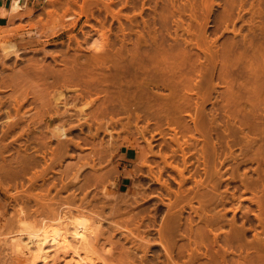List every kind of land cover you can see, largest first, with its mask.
Segmentation results:
<instances>
[{
	"label": "rangeland",
	"instance_id": "1",
	"mask_svg": "<svg viewBox=\"0 0 264 264\" xmlns=\"http://www.w3.org/2000/svg\"><path fill=\"white\" fill-rule=\"evenodd\" d=\"M8 5L0 0V46L14 42L19 55L0 48V264H27L5 244L9 233L38 226L59 205L99 220L97 264H264V0H29L16 13ZM119 53L122 65L150 60L149 104L137 98L140 72L131 114H96ZM66 63L81 70L75 83L38 78L39 95H22V70ZM79 81L99 86L78 97ZM59 92L71 108L50 126L80 108L87 122L73 115L61 158L43 118ZM36 264L74 263L66 255Z\"/></svg>",
	"mask_w": 264,
	"mask_h": 264
},
{
	"label": "bare ground",
	"instance_id": "2",
	"mask_svg": "<svg viewBox=\"0 0 264 264\" xmlns=\"http://www.w3.org/2000/svg\"><path fill=\"white\" fill-rule=\"evenodd\" d=\"M23 1L27 2L29 0H9V12L10 13H16L18 12L19 10L22 9V4H23ZM4 9V8H3ZM17 15V14H16ZM2 45V44H1ZM1 48V52L3 54L4 57H10V56H14V57H17L19 55V50L16 46V44L14 42H9V43H5L2 45V47L0 46ZM99 56V55H97ZM122 55L119 53L118 57H117V61H115L114 63V70H113V73H112V78L114 79L113 80V83H114V87H110L109 84L107 83L108 81V77L109 75L108 74H104V77L102 79V83H104V88H103V93H104V98L103 100L100 102L99 105H97L95 107V113H100V114H105L106 112L107 113H112L114 112V116L117 115V114H120L118 113L119 111H122L124 112V114L127 112L126 115H129L132 113H129L128 111L131 109V105H130V101L133 99L134 97V93L136 91V89H133L134 87V84H133V80H132V76L135 77V75L137 73H140V72H145L144 75L145 77H142V80L138 82V92H137V98L141 101V103L143 104L144 108H146L149 104V101H148V92H149V86H148V72H149V62L150 60L148 59H142L141 62H135L134 60L132 59H129V61L122 65L121 62H120V59H121ZM97 59L99 57H96ZM102 60L103 61H106L108 60L107 57H102ZM147 61V63H143L144 61ZM149 61V62H148ZM76 63V62H75ZM75 63H72V64H69L66 63L65 65V68L63 70H55L53 69L51 66H48L47 68H40L39 66L40 65H32L31 67H27L25 70H22L21 71V74L24 75L26 78L24 79H27L29 78V81L27 83V87L26 88H23L26 89V90H22V95L26 96L27 97V94H29L30 92L33 94V95H36V93L39 91L38 90V86L37 85V81L39 82V80H43L41 83L44 84L46 83V80L51 76L54 77V79L56 80V82L58 81H63V82H66L67 81H70V82H76L78 77L82 74L81 73V70L78 69V67L75 65ZM128 75V79H124V75ZM15 75V74H13ZM19 76V75H18ZM17 76V77H18ZM22 78V77H21ZM39 78V80H38ZM14 79H16L14 77ZM37 79V80H35ZM19 80V79H18ZM17 81V80H16ZM20 81V80H19ZM17 81V82H19ZM23 81V80H22ZM89 81V80H88ZM123 81L125 82V86L123 84ZM14 83V81H12ZM12 82L10 81L9 83L12 84ZM17 82H15L14 84H16ZM74 82V83H75ZM84 84H82V87L80 88H77V84L78 83H81L80 81L77 82L76 84H73L76 85L75 87L77 88H74V90H76L78 93L76 94V96H84V95H87L89 94L90 92V88L92 87V85H89V88L88 86L86 87H83L85 86V82L87 83V81H83ZM82 82V83H83ZM7 83V82H6ZM25 83V82H24ZM23 83V84H24ZM89 83L91 84V82L89 81ZM88 83V84H89ZM93 83V82H92ZM21 84V83H20ZM72 84V83H71ZM8 85V83L6 84ZM41 85V84H40ZM3 86V85H2ZM91 86V87H90ZM94 87H92V90L94 88V90H96L99 86L98 83H95L93 84ZM37 87V89H35ZM3 89V88H2ZM27 89L30 91L28 93ZM38 94V93H37ZM20 95V96H22ZM39 95V94H38ZM15 95H8V97H11L12 99H16L14 97ZM20 96L17 95V98H20ZM23 96V97H24ZM37 96V95H36ZM39 97V96H38ZM37 97V98H38ZM10 98V99H11ZM22 98V97H21ZM35 98V97H34ZM65 96L63 97V95L59 92L58 95L54 96V98L52 99V112L50 113L49 110H47L48 113H46V115H44V119L46 120L45 123H46V129H47V135L44 136L46 137L45 140L46 142L47 141H50L52 138H56V140H60L62 142V149H61V152L59 150V155H57L59 158H61L63 156V151L62 150H66L69 146V144L71 143L70 141H73L72 139H68V135H67V125H71V123H74V122H71L69 123V121L71 120V118L73 117V112L70 113L71 111H68L69 113H66L65 116H64V119L62 118L61 122L58 123L56 122V124L54 126H50L51 125V120L56 117H58L59 114L63 113V112H66L68 109L71 108L70 104L65 100ZM11 99V100H12ZM24 99V98H23ZM33 99V98H32ZM41 99V98H40ZM2 100V99H1ZM5 100V99H4ZM18 101H20V99H17ZM27 100V99H26ZM35 100V99H34ZM3 101V100H2ZM10 101V100H9ZM8 101V104L10 103H13V101H15V104H16V100H13L12 102L9 103ZM23 100H21V102L16 105H20L22 103ZM25 101V100H24ZM40 101V100H38ZM7 102V101H6ZM26 102V101H25ZM35 102V101H34ZM37 102V100H36ZM91 102V101H90ZM1 103V102H0ZM2 105V103L0 104ZM4 105V104H3ZM12 105V104H11ZM10 105V106H11ZM22 105V104H21ZM35 105V104H34ZM49 105V106H51ZM72 105V104H71ZM43 106V105H42ZM13 108V105L11 106ZM14 107H16V110L13 108V110H15V112L17 111V106L14 105ZM21 107V106H19ZM45 107V106H43ZM82 107V106H81ZM84 107V106H83ZM40 108V106H39ZM48 109V107H46ZM8 109V108H7ZM11 109V108H10ZM21 109V108H20ZM50 110V111H51ZM29 111V110H28ZM31 111V110H30ZM30 111L29 112H26L24 113L23 115L26 114V116H29L30 115ZM42 111V110H41ZM79 113H77V115L75 114V117H76V121L80 124L82 122H86V116L83 115V108H80L79 110ZM46 112V111H45ZM76 112V111H75ZM94 112V111H93ZM135 114H136V111H134ZM7 113V112H6ZM18 113V112H16ZM36 113V112H35ZM40 113V112H39ZM116 113V114H115ZM32 114V113H31ZM38 114V112H37ZM45 114V113H44ZM123 114V113H122ZM134 114V115H135ZM17 115V114H16ZM36 114H34L35 116ZM91 115V114H90ZM112 116V114H110ZM137 115V114H136ZM20 116V115H19ZM32 119H34V116L30 115ZM29 116V117H30ZM37 116H40L37 115ZM93 116V115H92ZM104 116V115H103ZM113 116V117H114ZM138 116V115H137ZM25 117V116H24ZM74 117V118H75ZM102 117V115H101ZM106 119L108 118V116H104ZM102 117V118H104ZM112 117V118H113ZM26 118V117H25ZM94 118H98L96 117V115L94 114ZM111 118V117H110ZM129 118V117H128ZM137 118V117H135ZM6 122L9 121L10 123L7 122V127H12L11 129H13L17 124H16V121H12L11 119H9V116L7 115V117L5 118ZM13 119V118H12ZM24 119V118H23ZM30 118H28V121H29ZM32 119H30L32 121ZM116 121L118 122V118H115ZM4 121V120H3ZM4 121V123H5ZM115 122V123H117ZM33 123V122H32ZM127 123V122H125ZM6 124V123H5ZM9 124V125H8ZM29 123H27L28 125ZM2 125V123H1ZM20 125V124H19ZM4 126V125H2ZM6 126V125H5ZM26 126V125H25ZM29 126V125H28ZM38 126V125H37ZM103 126V125H102ZM113 126L111 123H108L106 121H104V126L102 127L104 130H106L108 132V136H111V131L110 129H112ZM18 127V126H17ZM22 128V127H21ZM27 128V127H25ZM97 128H99V126L97 125ZM8 129V128H7ZM35 129V128H34ZM6 130V129H5ZM9 130V129H8ZM14 130V129H13ZM10 132V131H9ZM23 132V130H22ZM21 134V133H20ZM38 134V133H37ZM19 135V134H18ZM32 135V134H30ZM38 136V135H37ZM27 137V136H26ZM44 137H41L39 139V141L41 140L42 142V145L45 144L43 143L44 141H42V138ZM4 138V137H3ZM6 138V136H5ZM28 138V137H27ZM33 138V136H32ZM36 138V137H35ZM39 138V137H38ZM20 139V138H18ZM30 140V138L28 139ZM34 140V139H32ZM37 140V139H36ZM38 141V140H37ZM38 141V142H39ZM69 141V142H68ZM22 142V141H21ZM30 142V141H29ZM32 142V141H31ZM37 142V143H38ZM40 142V143H41ZM112 142V141H111ZM111 142H109L111 144ZM150 142V140H149ZM148 142V144H150ZM36 143V142H34ZM113 143V142H112ZM48 144V143H47ZM73 144V143H72ZM27 145V144H26ZM74 145V144H73ZM113 144L109 145V146H112ZM115 145V144H114ZM112 146V151L114 149V152H117L115 149H117V147L119 146ZM147 145V144H146ZM32 146V145H31ZM46 146V145H45ZM76 146H78V143H76ZM30 147V146H29ZM33 147V146H32ZM44 147V146H42ZM79 147V146H78ZM113 147H116V148H113ZM146 147V146H145ZM7 148V147H6ZM26 149V148H25ZM24 149V150H25ZM33 149V148H31ZM52 149V148H51ZM120 149V148H119ZM146 149V148H145ZM53 150V149H52ZM108 150H111V149H108ZM118 150V149H117ZM22 151V150H21ZM20 151V153H21ZM46 151V150H45ZM49 151V150H48ZM152 151V150H151ZM18 152V151H17ZM150 152V150H149ZM31 153V152H30ZM56 153V152H55ZM29 154V153H28ZM54 154V153H52ZM22 155V154H21ZM20 155V156H21ZM27 155V154H26ZM88 155V154H87ZM106 156V155H105ZM12 157V156H11ZM57 157V158H58ZM30 158V157H29ZM28 158V159H29ZM3 159V158H2ZM5 159V158H4ZM22 157V158H19L17 159V162L20 163L21 165H23V167L28 164V162L30 163V161ZM53 160V159H52ZM128 161V160H126ZM32 163V162H31ZM127 163V162H126ZM6 164V163H5ZM4 164V165H5ZM3 165V163H2ZM3 165V166H4ZM89 165V164H87ZM1 166V165H0ZM12 166V165H11ZM93 166V164L91 165ZM2 167V166H1ZM9 167V165H8ZM22 167V168H23ZM14 168V166H13ZM21 168V169H22ZM15 169H18V168H15ZM14 169V171H15ZM30 169V168H29ZM25 170V169H24ZM42 170V169H41ZM9 171V170H8ZM5 172V171H3ZM16 172V171H15ZM21 173V172H20ZM9 174V173H8ZM15 174V173H14ZM44 175V174H43ZM43 177V176H42ZM77 178V173L75 175L74 173V180ZM36 180V179H35ZM1 184V183H0ZM66 186V185H65ZM75 187V186H74ZM106 190V189H105ZM73 192V191H72ZM111 193V192H110ZM103 194V192H102ZM107 194V192L105 193ZM25 195V194H24ZM29 195V194H28ZM27 195V196H28ZM26 196V195H25ZM31 196V195H30ZM106 196V195H105ZM109 196V195H108ZM112 196V195H110ZM76 197V196H75ZM107 197V196H106ZM27 198V197H26ZM37 198V197H36ZM84 198V197H83ZM28 199V198H27ZM40 199V198H39ZM76 199V198H75ZM80 200V199H79ZM125 200V199H124ZM38 201V200H37ZM40 202V201H39ZM38 202V203H39ZM82 202V201H81ZM86 202V201H85ZM125 202V201H124ZM37 204V202H35ZM34 203V204H35ZM42 203V202H41ZM40 203V205H41ZM60 204V203H59ZM46 205V204H45ZM50 205V204H49ZM52 205V204H51ZM78 205V204H77ZM83 205V204H82ZM24 206V205H23ZM42 207H44V205L42 204L41 205ZM61 205H59L60 207ZM79 206V205H78ZM90 206V205H89ZM40 207V206H39ZM47 208H49V206L47 205L46 206ZM45 207V208H46ZM56 208L57 210L55 209H52V207L50 206V209L53 210V217L51 215L52 218H50V216H44L42 217L40 220V222L38 223V226L34 224V227L32 226L33 224L31 223L30 226H20L18 228V230L16 229L15 232H11L9 233L8 235V242L5 243L7 245H9V248H11V251L16 253L15 255L17 254H20L18 256H24L25 260L27 261V264H36L37 262H50V261H55L56 258H61V259H65V256L68 255L69 256V259H71L72 263L74 264H97V261L96 259L92 256V252H91V249L90 247H92V239L93 238H96L95 236H98L97 233L98 229V226H99V220H94V221H89L88 220V217L85 216V214L81 213L79 210H75V211H72L70 209H63L62 207L61 208ZM65 207V206H64ZM68 207V206H67ZM74 207V205H73ZM85 207V205H84ZM83 207V208H84ZM88 207V206H87ZM25 209V207H24ZM37 209V208H35ZM41 209V208H40ZM49 209V210H50ZM86 209V208H85ZM91 209V208H90ZM89 209V210H90ZM39 210V209H38ZM43 210V209H42ZM48 210V209H47ZM46 210V211H47ZM26 211V210H25ZM21 214L23 213V210L20 211ZM45 212V210H44ZM84 212V209L83 211ZM91 212V211H90ZM262 213V212H261ZM47 214V213H46ZM98 214V213H97ZM264 214V213H262ZM18 215V213H17ZM40 215V214H39ZM44 215V214H43ZM49 215V214H48ZM89 215V214H88ZM42 216V215H41ZM96 216V215H95ZM19 217V216H17ZM98 217V216H97ZM170 217V216H169ZM174 217V216H173ZM259 217V215H258ZM264 217V216H263ZM7 218V217H6ZM95 218V217H94ZM99 218H100V213H99ZM15 219V218H14ZM20 219V218H19ZM21 220V219H20ZM38 220V219H37ZM104 220V219H103ZM16 221V220H15ZM89 221V222H88ZM13 222V221H12ZM20 222V221H19ZM33 222V221H32ZM7 223V222H6ZM25 223V222H24ZM23 223V224H24ZM35 223V221H34ZM176 223V222H175ZM5 224V223H4ZM2 223H0V228L1 226L5 227L6 225H4ZM20 224V223H19ZM18 224V225H19ZM172 224V223H170ZM169 224V225H170ZM174 224V222H173ZM21 225V224H20ZM168 225V223H167ZM176 225V224H175ZM16 226V225H15ZM101 226V225H100ZM165 226V225H164ZM174 226V225H173ZM2 227V228H3ZM167 227V226H166ZM161 228L163 231L161 233V237L164 236L167 234V231L168 228ZM15 229V228H14ZM170 232V231H169ZM168 232V233H169ZM160 234V233H159ZM3 236V233L1 234L0 233V236ZM170 235V234H168ZM167 236V235H166ZM199 236V235H198ZM7 236H5L4 238H6ZM102 237V236H101ZM2 238V237H1ZM3 238V239H4ZM2 240V239H1ZM5 241H7V238L4 239ZM3 240V242H5ZM96 240V239H95ZM97 241V240H96ZM2 245V244H1ZM163 246V245H162ZM4 247V246H3ZM165 247V249H168V247L166 246H163ZM2 249V248H1ZM9 250V249H8ZM10 251V252H11ZM7 252V250H6ZM9 252V253H10ZM93 252H95L93 250ZM13 254V253H12ZM11 254V255H12ZM168 254V253H167ZM12 257V256H11ZM23 258V259H24ZM97 258V257H96ZM21 259V257H20ZM10 260V259H9ZM13 260V259H12ZM19 261V259H18ZM22 261V260H21ZM17 262V261H16ZM250 264V263H248Z\"/></svg>",
	"mask_w": 264,
	"mask_h": 264
}]
</instances>
